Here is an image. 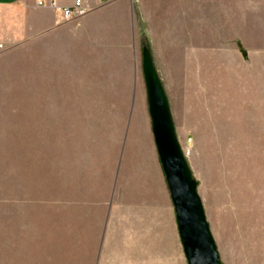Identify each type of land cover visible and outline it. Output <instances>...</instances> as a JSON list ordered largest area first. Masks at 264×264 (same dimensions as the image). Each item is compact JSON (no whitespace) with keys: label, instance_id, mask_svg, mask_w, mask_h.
<instances>
[{"label":"rangeland","instance_id":"374dc122","mask_svg":"<svg viewBox=\"0 0 264 264\" xmlns=\"http://www.w3.org/2000/svg\"><path fill=\"white\" fill-rule=\"evenodd\" d=\"M144 46L150 50L148 42L142 49ZM16 64L11 81L0 85V264H94L99 236L106 217H110L108 178L101 187L93 182L83 188L76 187L75 181L70 185L69 173L64 176L62 169L64 157L58 155L63 138L55 150L54 118L48 112L53 102H26L22 98L17 90L19 60ZM155 68L222 263L264 264V140L261 144L246 138L245 102H212L211 93L208 102H181L190 95H201L205 88L212 92L211 83L203 80V75H192L183 83L187 86L178 80L169 91L160 69ZM140 77L141 101L129 102L133 105L131 121L127 120V91L98 92L88 99L93 121L87 122L85 149L90 153L100 145L104 164H112L120 145L123 124L116 120L126 116L124 176L106 232L109 229L111 235L117 231L119 240L113 241L120 243L127 230H135L137 210L132 208L130 185H137V193L143 192L141 204L155 205L156 214L150 212L146 217L156 219V239L162 242L163 251L160 259L166 264H188L179 235L178 241L174 236L158 164L150 165V135L145 126L146 116L149 120L150 116L142 65ZM93 115L101 122L94 121ZM76 141L73 139V144ZM157 158L161 167L158 154ZM109 165L106 175L111 174ZM85 198L87 202L81 201ZM94 199L102 203L91 202ZM176 229L178 232L177 223ZM143 260L134 258L137 264ZM119 264L125 263L120 260Z\"/></svg>","mask_w":264,"mask_h":264},{"label":"crops","instance_id":"0c3cea01","mask_svg":"<svg viewBox=\"0 0 264 264\" xmlns=\"http://www.w3.org/2000/svg\"><path fill=\"white\" fill-rule=\"evenodd\" d=\"M39 1H55L60 9L75 2L0 0V85L11 81L12 67L19 60L21 76L17 90L22 92V98L26 102H53L48 112L54 118L55 150L60 145L57 147V141L65 140L62 152L60 147L58 150L65 160L64 176L69 173L70 185L75 181L76 187L82 188L92 182L101 187L108 178L110 217L124 176L126 116L116 120L123 124L120 145L112 164H104L100 145L90 153L85 149L87 122L93 121L88 99L98 92L127 91V113L130 109L127 120L131 121L133 105L129 102L141 101V57L145 42L149 43L152 58L169 91L170 85L178 80L181 86H187L183 83L192 75H203V80L211 83L212 92L205 88L201 95H190L181 102H208L210 93L212 102H245L246 138L262 144L264 0H83L90 11L67 22L60 18L58 10L39 6ZM97 107L99 112L102 105ZM93 117L101 122L97 115ZM145 126L150 135V165L158 164V176L178 241L175 211L147 116ZM73 139L77 140L75 144ZM150 155L154 156L153 161ZM108 165L111 174L106 175ZM130 187L132 208L137 210L135 230L130 228L132 232L127 230L120 243L114 242L119 237L115 230L111 235L109 229L106 232L110 219L106 217L94 264H119L120 260L137 264L134 261L137 257L144 258L142 264H166L160 259L163 251L162 242L156 239V219L146 217L150 212L156 214L155 205L141 204L139 196L143 197V192L137 193V185ZM91 202L98 204L102 200Z\"/></svg>","mask_w":264,"mask_h":264},{"label":"water","instance_id":"95a60500","mask_svg":"<svg viewBox=\"0 0 264 264\" xmlns=\"http://www.w3.org/2000/svg\"><path fill=\"white\" fill-rule=\"evenodd\" d=\"M142 58L152 134L185 258L188 264H223L198 193V183L178 141L164 86L147 47L143 48Z\"/></svg>","mask_w":264,"mask_h":264},{"label":"built area","instance_id":"2783aa9c","mask_svg":"<svg viewBox=\"0 0 264 264\" xmlns=\"http://www.w3.org/2000/svg\"><path fill=\"white\" fill-rule=\"evenodd\" d=\"M101 1L110 2L111 0H101ZM38 5L51 7L58 10L60 14V18L65 22L82 18L90 11V8L85 5L83 0H75L72 6L63 9H60L55 1H51V2L39 1Z\"/></svg>","mask_w":264,"mask_h":264}]
</instances>
